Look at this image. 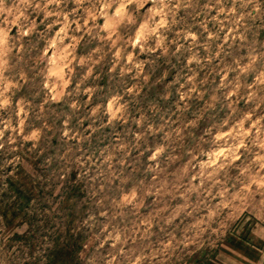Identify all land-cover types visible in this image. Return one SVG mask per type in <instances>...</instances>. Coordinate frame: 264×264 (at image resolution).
Returning <instances> with one entry per match:
<instances>
[{"label": "rangeland", "instance_id": "374dc122", "mask_svg": "<svg viewBox=\"0 0 264 264\" xmlns=\"http://www.w3.org/2000/svg\"><path fill=\"white\" fill-rule=\"evenodd\" d=\"M204 256L264 264V0H0V264Z\"/></svg>", "mask_w": 264, "mask_h": 264}, {"label": "trees", "instance_id": "16d2710c", "mask_svg": "<svg viewBox=\"0 0 264 264\" xmlns=\"http://www.w3.org/2000/svg\"><path fill=\"white\" fill-rule=\"evenodd\" d=\"M205 260H207L206 256H204L202 259H199L196 264H207Z\"/></svg>", "mask_w": 264, "mask_h": 264}]
</instances>
